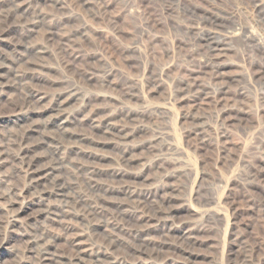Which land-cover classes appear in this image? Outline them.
<instances>
[{"label": "rangeland", "instance_id": "1", "mask_svg": "<svg viewBox=\"0 0 264 264\" xmlns=\"http://www.w3.org/2000/svg\"><path fill=\"white\" fill-rule=\"evenodd\" d=\"M260 6L0 0V264H264Z\"/></svg>", "mask_w": 264, "mask_h": 264}, {"label": "bare ground", "instance_id": "2", "mask_svg": "<svg viewBox=\"0 0 264 264\" xmlns=\"http://www.w3.org/2000/svg\"><path fill=\"white\" fill-rule=\"evenodd\" d=\"M258 11H259V13L263 16V21H264V6L263 7H258V9H257ZM39 19V18H38ZM227 20V19H226ZM226 23V22H225ZM221 23L220 22H217V21H215V20H213V21H211V23H210V29L209 30H207V32H206V40H207V48H208V50L211 52V53H217V52H223L224 50H225V42H224V40L221 38V37H219L218 35H219V33L216 31V29H217V26L218 25H220ZM228 25V24H227ZM34 27V26H33ZM203 32H204V30H203ZM233 32V31H232ZM236 33V32H235ZM247 34H245V35H247V37L248 38H251L254 42H256L257 44L259 43H261L260 42V40H258V38L252 33V32H249V31H247L246 32ZM229 34H230V32H229ZM4 70V69H3ZM11 74V73H10ZM4 79V78H3ZM35 100V99H34ZM57 106V105H56ZM55 106V107H56ZM16 110V109H15ZM60 112V111H59ZM53 115V114H52ZM55 117V116H54ZM58 117V116H57ZM63 120V119H62ZM51 122V121H50ZM50 126V125H49ZM56 127V126H55ZM61 127V126H60ZM56 128H58V126L56 127ZM111 131V130H110ZM66 132V131H65ZM126 132V131H125ZM68 138V137H67ZM5 148V147H4ZM1 149V148H0ZM53 153V152H52ZM57 157V156H56ZM1 159V158H0ZM13 160V159H12ZM131 163V162H130ZM36 165V164H35ZM33 169H34V167H33V165H32V163L31 162H29L27 165H26V173L29 175H31L32 174V171H33ZM52 171H54V168L53 169H51V170H47L45 173H46V175H50L51 173H52ZM36 175V174H35ZM32 177V176H31ZM29 178V177H28ZM33 178V177H32ZM36 179V178H35ZM38 179V178H37ZM36 179V180H37ZM39 180V179H38ZM40 181V180H39ZM36 184V183H35ZM40 187V186H39ZM12 195V194H11ZM80 199V198H79ZM78 199V200H79ZM146 201V200H145ZM82 201L81 200H79V202H77V204H79V205H81L82 203H81ZM90 202V201H89ZM166 203V202H165ZM13 204V203H12ZM14 206V205H13ZM11 209H13V208H11ZM93 209V208H92ZM138 215V214H137ZM141 220V219H140ZM114 226V225H113ZM115 230V229H114ZM183 238V237H182ZM107 245V244H106ZM113 246V245H112ZM132 247V246H131ZM48 249V248H47ZM48 251V250H47ZM96 251V250H95ZM44 253V252H43ZM131 253V252H130ZM155 253V252H154ZM46 254V253H45ZM92 255V254H91ZM137 255V254H136ZM126 256V255H125ZM58 257V256H57ZM57 259V258H56ZM45 261V260H44ZM79 261H82V260H80L79 259ZM153 262V261H152ZM45 263V262H44ZM48 263V262H47ZM51 264V263H50ZM81 264V263H80Z\"/></svg>", "mask_w": 264, "mask_h": 264}]
</instances>
